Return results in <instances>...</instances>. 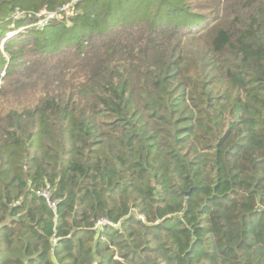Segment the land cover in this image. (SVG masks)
Listing matches in <instances>:
<instances>
[{"label":"trees","instance_id":"16d2710c","mask_svg":"<svg viewBox=\"0 0 264 264\" xmlns=\"http://www.w3.org/2000/svg\"><path fill=\"white\" fill-rule=\"evenodd\" d=\"M193 1L0 0V264H264V0Z\"/></svg>","mask_w":264,"mask_h":264},{"label":"rangeland","instance_id":"374dc122","mask_svg":"<svg viewBox=\"0 0 264 264\" xmlns=\"http://www.w3.org/2000/svg\"><path fill=\"white\" fill-rule=\"evenodd\" d=\"M197 7L198 9H203V11H207L209 9H211V11H213L214 9H220V11L217 10L218 12V15L216 16L217 18L215 19V22L213 23L212 27H211V30H215V27H221L222 26V23L226 21L227 17H228V12H229V0H194L193 1V7ZM66 11H69V7H67L65 9ZM210 11V12H211ZM41 16H45L47 15L46 12H42L40 14ZM56 15V14H55ZM56 16H51L49 19H53L55 18ZM46 24V19L44 20L43 18L40 20L38 26H44ZM4 44H1V50L4 48ZM7 57H8V54H7ZM9 59V58H8ZM3 78V75L2 77H0V79ZM4 86V83H2V81L0 82V87H3ZM4 101L5 99H0V104L1 102H3L4 104ZM31 101V100H29ZM10 105V101L8 100L6 102V107H8Z\"/></svg>","mask_w":264,"mask_h":264},{"label":"built area","instance_id":"2783aa9c","mask_svg":"<svg viewBox=\"0 0 264 264\" xmlns=\"http://www.w3.org/2000/svg\"><path fill=\"white\" fill-rule=\"evenodd\" d=\"M65 9H66V8H65ZM65 9H64V10H65ZM51 16H56V15L53 14V15H51ZM51 16H50V17H51ZM50 17H49V18H50ZM39 195L42 196V197H44L45 199L48 200L50 207H52L53 209H56V208H57V207H56L57 202H51V201H50V197H51V195H50L48 192H45V193H39Z\"/></svg>","mask_w":264,"mask_h":264}]
</instances>
